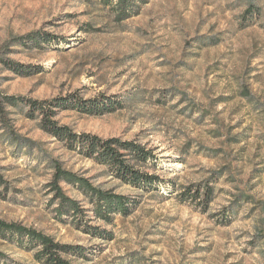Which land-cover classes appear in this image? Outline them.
I'll use <instances>...</instances> for the list:
<instances>
[{
  "label": "rangeland",
  "instance_id": "374dc122",
  "mask_svg": "<svg viewBox=\"0 0 264 264\" xmlns=\"http://www.w3.org/2000/svg\"><path fill=\"white\" fill-rule=\"evenodd\" d=\"M114 3L0 0V219L84 245L94 256L78 264H264V0H138L123 20ZM34 32L53 40H20ZM67 95L119 100L113 111L59 109L54 119L152 148L147 170L162 182H121L46 133L20 100ZM55 163L131 199V213L111 224L84 216L113 239L56 215ZM205 184L214 188L207 208L182 200ZM60 185L90 208L77 185ZM0 249L33 264L15 245L0 240Z\"/></svg>",
  "mask_w": 264,
  "mask_h": 264
},
{
  "label": "trees",
  "instance_id": "16d2710c",
  "mask_svg": "<svg viewBox=\"0 0 264 264\" xmlns=\"http://www.w3.org/2000/svg\"><path fill=\"white\" fill-rule=\"evenodd\" d=\"M112 1L107 0L109 3ZM137 1L115 0L116 18L123 20L136 14L135 4ZM26 38L38 45L53 40L47 34L38 32L28 33L20 40ZM14 66L12 67L14 70L24 72L22 67ZM4 100L8 104H16L19 97L8 95L4 96ZM20 100L26 107L25 115L31 119H38L41 128L46 133L63 142L69 150L76 151L83 157L105 166L111 175L121 182L144 189L157 186L162 182L163 179L147 170L151 167L149 162L156 159L152 148L135 139L102 138L96 134L78 133L66 125L59 124L54 119L59 109L78 110L85 113L113 111L122 106L119 100L107 101L104 104V100L99 103L75 95L56 97L52 100L24 97H21ZM61 181L77 185L78 189L88 197L90 208L85 209L77 200L66 195L60 185ZM49 187L56 202L55 213L61 220L64 221L63 217H69L70 223L75 228L105 240L113 239V233L100 228L98 225H89L88 222H84L86 212H91L89 218L111 224L116 214L129 215L135 206L129 197L112 190L99 189L93 186L88 179L72 171L62 169L58 163L54 164L53 180ZM186 193L181 192L180 196H184ZM213 194L214 188L211 185H198L191 196L182 200L201 198L204 208H207L213 200ZM0 240L3 244L15 245L25 252L32 253L33 264H78V261H89L94 256V253L90 252L84 245L62 243L42 231L27 227L19 222H8L2 219H0ZM0 264L29 263L18 261L0 249Z\"/></svg>",
  "mask_w": 264,
  "mask_h": 264
}]
</instances>
